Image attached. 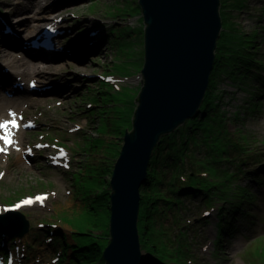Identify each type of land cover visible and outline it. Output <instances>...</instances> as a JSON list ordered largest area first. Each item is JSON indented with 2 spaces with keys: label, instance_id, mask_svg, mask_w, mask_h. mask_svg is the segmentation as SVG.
Masks as SVG:
<instances>
[{
  "label": "rangeland",
  "instance_id": "obj_1",
  "mask_svg": "<svg viewBox=\"0 0 264 264\" xmlns=\"http://www.w3.org/2000/svg\"><path fill=\"white\" fill-rule=\"evenodd\" d=\"M46 1L0 0V17L16 33L13 20L28 8L47 6ZM224 2L227 5L221 6L220 12L227 18L224 17L218 45L228 56L219 62L220 66H214L211 77V85H217L214 92L220 105L214 111L215 120L206 118V125L199 126L203 129H197V143L191 147L185 167L181 163L175 165V170L183 169V176L198 173L197 180L207 186L210 182L212 190H208L209 194L182 195L176 210L166 211L165 215L158 212L156 217L165 232L163 238L172 246L180 243L182 250L188 252L185 264H264V184L255 182L245 172L256 166V153L261 155L257 160L264 161V0ZM58 3V12L48 16L50 23L86 19L80 26L97 34L89 48L83 43L81 32L73 31L60 38L58 47L68 44L77 54L85 51L84 56L63 54L65 57L58 63L43 69L46 77L57 76L59 85L69 84L72 88L61 93L34 92L32 102L9 116L19 119L24 114L23 123L35 121L34 128L22 129L23 147L34 155L28 166L17 161L16 146L0 152V173L7 169L0 176V204H14L40 192L45 194V200L15 209L29 220V230L22 238L0 230L5 241L0 243V258L5 260L0 264H7L10 252L18 261V244L24 247L26 260L15 264L69 261L71 246L62 252L66 244L91 241L88 235L72 233L95 220L88 210L92 205L102 221L93 234L110 233V178L123 136L127 128H132L145 60V23L139 0ZM6 35L0 20V39ZM12 60L13 56L0 51V70L11 69L8 62ZM25 67L26 64L22 70ZM28 79L37 80L40 86L39 77L27 75L22 82L27 85ZM14 83L15 80L7 82L5 88L0 87V93ZM62 149L67 151L64 156H60ZM156 157L154 151L151 168L164 165L162 160L155 163ZM57 159L62 165L51 163ZM164 162L169 164L168 159ZM166 173L160 177L172 174L169 170ZM167 187L159 184L160 189ZM241 187L249 189L253 197L245 202L251 214L239 219L230 217L235 227L232 233L224 232L218 227L224 204L221 198ZM182 250L179 252L184 254Z\"/></svg>",
  "mask_w": 264,
  "mask_h": 264
},
{
  "label": "water",
  "instance_id": "obj_2",
  "mask_svg": "<svg viewBox=\"0 0 264 264\" xmlns=\"http://www.w3.org/2000/svg\"><path fill=\"white\" fill-rule=\"evenodd\" d=\"M139 5L145 23V60L132 128L123 136L110 178L105 264H141L146 254L138 226L141 187L162 137L195 116L203 103L223 27L221 0H139ZM44 84L40 81V86ZM4 206L0 204V230L24 236L29 220Z\"/></svg>",
  "mask_w": 264,
  "mask_h": 264
},
{
  "label": "trees",
  "instance_id": "obj_3",
  "mask_svg": "<svg viewBox=\"0 0 264 264\" xmlns=\"http://www.w3.org/2000/svg\"><path fill=\"white\" fill-rule=\"evenodd\" d=\"M226 2H224V0L221 1V6H226ZM221 16H223L222 20L224 22V19L227 17L224 16L223 11H221ZM217 49L219 50H217L215 65L220 66L219 62H222V59L227 58L228 54L223 51L219 45ZM221 73L222 71L218 74ZM216 88L217 85H211L210 79L209 88L197 114L186 120L172 133L162 137L155 148L157 154L155 163L162 160L161 163L164 165H161L160 167L154 166L153 168L149 167L148 178L141 187V205L138 226L140 241L143 249L146 251L141 264H171V262L175 264L186 263L185 254L187 256L188 252L182 250L183 248L179 246L180 243L179 245L175 244V246H172L170 241L163 238V234H165V232L162 231L161 227H159L156 215L158 212H163L162 214L165 215L166 211L176 210L180 203H182V195L197 196L200 193L209 194L208 190H212L213 185L210 182H207V186L206 183L203 184L197 180L198 173L193 171L189 173V175L187 174L183 176V169L175 170V165L181 163L183 167H185V159L190 156L191 147L194 145L196 146L197 143V129H203V127L199 126L204 124L206 118H209V120H215L216 114L214 111L220 105L219 100L216 101L218 98L214 92ZM204 125H206V123ZM194 138H196V141H193ZM254 156L256 158V161L254 162L256 163V166L246 170L245 172L250 174L255 182L264 184V161L260 159L257 160L261 157L260 153H256ZM167 159L169 164L164 162V160ZM170 161L173 163L171 162L170 164ZM168 170L171 171V176L161 178L160 176H163L164 174L168 175V173H166ZM159 184H166L168 187L163 190L159 188ZM249 189L241 187L235 191L236 193H230L229 197L226 195L228 199L227 197H223L225 199L221 198L224 201H222L224 204L221 207L223 210L218 215V227L222 228L224 232H233L235 223L233 222V219H229L230 217L239 219L241 215L250 216L251 212L246 206L251 198ZM209 200L211 201V199ZM245 202L247 203L245 204ZM227 203L229 205H227ZM162 204H164L163 208ZM92 208L95 210L92 211ZM88 210L90 215L93 216L95 220H90L88 222L89 224L87 226H83L82 229H75L72 234L76 233L88 235L90 236L89 239H91V241H87V239L85 243L75 241V244H66V246L63 247L64 250H62V252H66L68 246H71L72 256L70 257L69 264H105L103 251L109 243L110 233L103 231V235H97L98 233L93 234V232L99 230L96 227L102 221H99L100 214L94 205H92L91 208L88 207ZM236 224H238V222ZM180 250H182V253L184 254H181L179 252Z\"/></svg>",
  "mask_w": 264,
  "mask_h": 264
},
{
  "label": "bare ground",
  "instance_id": "obj_4",
  "mask_svg": "<svg viewBox=\"0 0 264 264\" xmlns=\"http://www.w3.org/2000/svg\"><path fill=\"white\" fill-rule=\"evenodd\" d=\"M59 1L60 0H47L46 1L47 6L40 5L38 9H35L34 7H33L34 9L28 8L27 10L23 12L22 16L17 18V20L15 21L13 20L14 27L17 29L16 33L12 34V33L5 32L7 35L5 37L4 36L1 37L0 39V51L8 56L9 55L13 56V60L8 62L10 64V67L12 68L6 71L0 70V87L1 88H5L4 86H7V82L9 83L12 80H15V82L20 81L18 84H23L22 80H24V76H27V75H29L31 78L39 77L42 82L50 85L46 89L39 88L37 90H31L29 89V85H28V82L31 79H28L27 81L28 86L24 84L23 88L16 87L14 85L10 87V91L13 92L12 96H10L7 93L6 94L8 96L4 95L5 94L4 92L6 91L0 93V122H3L4 120L12 119V117L11 118L9 117V116H12V115H9V113H15V110L21 109L25 104L32 102L31 95H34V92L39 93V94H44L47 92L61 93L65 88L67 89H69L70 87L72 88V85H69V84L64 85V86L59 85V79H57V76L49 75L48 77H46L47 75L44 74L43 69L49 68L51 64L58 63L62 58L65 57L63 54H67L68 56L72 54L76 57H82L84 56L82 54H84L85 51L81 52V54L79 53L77 54L75 53L74 48L69 47L68 44H63L64 45L63 48L61 46L60 49L54 50V51L52 50L46 51L45 49H42V48L33 49L29 45L27 47H24V44H26L24 43V41L27 38L31 37L33 33L40 30L42 27L41 26L42 23L43 25L50 24V20L48 16L58 12L56 11V8L58 7ZM2 19L3 18L0 17L1 21ZM3 20L6 21V19H3ZM84 22H86V19H84L83 21L79 20V22L77 23L76 22L63 23V19L55 21L54 24L57 23L56 28L61 30L59 33H57L56 39L59 41L60 38L64 36L67 37L69 34L73 33V31H78V32H81L82 35H84L83 43L85 42V46L89 48L91 39L97 33H95L94 31L90 32L91 30L82 28L83 26L81 27L80 25ZM2 23L4 22L2 21ZM46 28L48 29L50 28V26ZM66 45H67V49L64 48L66 47ZM20 49L21 51H19ZM14 52H17V53H14ZM39 54L41 55L39 56ZM25 64L27 65V67H25V70H22V66ZM18 70L19 72H15ZM22 129H24L22 125H19L17 128L13 129L14 141L8 147L16 146V149L18 150L17 161L19 163H23L29 166L30 164L33 163L30 158L34 154L33 155L29 154L27 149L23 147L24 135L22 134V131H23ZM3 130L4 129H0V134L3 133ZM44 157H46V155ZM5 171H7V169H5ZM5 171H3V173H5ZM43 200H45V198ZM7 235H10V234H7ZM18 237L22 238L23 236L22 237L18 236ZM4 242L5 241L3 237L0 236V243H4ZM24 250L25 249L22 246V244H18L15 249V252L17 253L18 261L15 262V259L13 258V261L11 263H8V260H7L6 261L7 264H15L21 261L22 259H25L24 255L26 252ZM1 259L2 258H0V263L5 261ZM55 262L57 261L47 260L46 264H54ZM58 264H61V263H58ZM64 264H69V261H65Z\"/></svg>",
  "mask_w": 264,
  "mask_h": 264
},
{
  "label": "snow or ice",
  "instance_id": "obj_5",
  "mask_svg": "<svg viewBox=\"0 0 264 264\" xmlns=\"http://www.w3.org/2000/svg\"><path fill=\"white\" fill-rule=\"evenodd\" d=\"M9 115H15L14 113H9ZM11 125L12 127H17L16 121L13 120H4L3 122H0V129H4L5 134L0 135V140L4 141L5 145H11L13 143L11 139V132L8 130V126ZM5 148L0 147V152H4ZM61 155H64L63 152H61ZM3 173H0V176H2ZM45 197L43 196H38L35 199L42 201ZM33 201L32 200H23L19 204H16L15 207L19 208L21 207L22 204H31Z\"/></svg>",
  "mask_w": 264,
  "mask_h": 264
}]
</instances>
